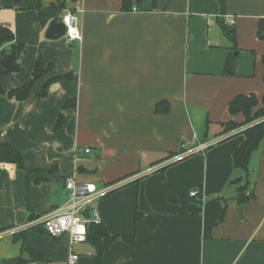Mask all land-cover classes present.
Segmentation results:
<instances>
[{
  "label": "crops",
  "instance_id": "0c3cea01",
  "mask_svg": "<svg viewBox=\"0 0 264 264\" xmlns=\"http://www.w3.org/2000/svg\"><path fill=\"white\" fill-rule=\"evenodd\" d=\"M121 1L40 0L43 9L63 2L60 17H77L81 41L67 43L44 37L49 21L41 25L38 0H0V26L25 48L15 61L19 70L2 77V87L28 82L39 59L51 66L26 100L0 97L2 139L24 164V170L0 165V234L13 231L0 237V264L28 259L22 249L42 258L28 264H264V136L248 168L246 194L253 199L239 205L245 177L233 168L232 154L244 128L221 135L219 126L244 121L228 113L237 95L252 94L260 106L264 41L256 27L264 0H225L223 15L216 0L154 6L142 0L129 13L121 12ZM220 18L233 26L236 49ZM229 56L232 76L223 75ZM63 76L69 78L40 96L48 81ZM69 101L74 106L65 108ZM157 104L168 112L156 113ZM170 153L178 161L151 166ZM73 176L114 187L97 202L101 224L117 237L102 240L100 254L88 242L71 246L66 235L51 238L41 227L14 231L64 204V183ZM194 190L198 215L191 213Z\"/></svg>",
  "mask_w": 264,
  "mask_h": 264
},
{
  "label": "trees",
  "instance_id": "16d2710c",
  "mask_svg": "<svg viewBox=\"0 0 264 264\" xmlns=\"http://www.w3.org/2000/svg\"><path fill=\"white\" fill-rule=\"evenodd\" d=\"M15 3H20L22 0H14ZM40 0H38V19L42 26H45L46 23L50 20L60 21L61 13L64 11V3H59L58 5H51L47 9H43L40 6ZM156 0H152L153 6L155 5ZM219 6L220 14L223 15L225 13V0H216ZM142 0H122L121 1V12L129 13L132 11H139L141 9ZM218 26L223 34V36L232 44L233 48L235 47V35L234 29L232 25H228L224 22L223 19L217 20ZM256 37L260 41H264V17L259 19L256 27ZM5 46H9V53L16 52L17 58H19L22 54L25 53V48L22 45H18L14 43V34L13 32L4 26H0V59L6 55ZM261 63L263 67V84H264V54L261 57ZM16 64V63H15ZM51 69V66L48 65L46 68H43L42 60L39 59L34 63L31 79L23 84L22 86L6 91L0 81V97H7L10 100H14L17 102H21L26 100L30 94L33 87V84L41 78L45 73H47ZM235 69V61L232 56H229L226 60L223 68V75L232 76L234 75ZM19 66L16 64V69L13 71H18ZM12 73V72H11ZM5 71L0 66V80L4 76H8L11 74ZM69 78L68 76L53 78L48 81L42 90L40 96H45L46 89L52 82L58 80H64ZM74 106V101H69L65 108ZM160 104L156 105L155 112L156 113H166L168 112V106L166 109L160 110ZM228 113L230 115L242 114L244 117V121L240 124L235 122H227L224 124H220L221 132L220 134H225L232 130H236L238 128H244L242 130V134L244 136V140L241 144L235 149L232 154V165L235 170H240L244 173L245 180L243 185L238 189V195L236 197L237 203L239 205H243L249 200L253 199V194L248 193L246 191L250 185L248 178V168L251 157L253 153H255L262 142L264 136V93L260 100V106H258V101L256 97L252 94L249 95H237L234 97L228 104ZM61 122V117H60ZM209 125V123L207 124ZM177 153H170L164 159L157 161L151 166H155L163 162L164 160H168L175 156ZM173 164V163H171ZM0 165H10L16 169L24 170L23 158L22 154L16 150L8 141L2 139V131L0 129ZM195 202L191 206V213L193 215L200 214L201 207L200 202L197 198H194ZM139 218V214L135 215V221ZM43 232L47 235V233L43 230ZM22 233V232H20ZM117 237H110L102 224L99 225H89L87 228V240L89 244H91L97 251L98 254L101 253V241L102 240H111L113 241ZM122 238L128 242H132V236H122ZM22 254L27 253L28 259L23 256H19L16 259H10L3 261L2 264H28L31 261H41L42 258L38 253L30 251L28 249H22Z\"/></svg>",
  "mask_w": 264,
  "mask_h": 264
},
{
  "label": "built area",
  "instance_id": "2783aa9c",
  "mask_svg": "<svg viewBox=\"0 0 264 264\" xmlns=\"http://www.w3.org/2000/svg\"><path fill=\"white\" fill-rule=\"evenodd\" d=\"M65 27L64 39L67 43L81 41V34L77 28V17L74 13L67 12L60 20ZM233 22H230L232 24ZM89 153V149L84 150ZM180 156V155H179ZM170 163L178 161L172 157ZM150 172L147 171V173ZM64 188L68 194L67 200L60 207L52 209L36 219L26 222L15 232L25 231L34 227H41L49 237L58 238L66 235L71 246L80 245L87 240V228L89 225L101 224L100 212L97 202L104 198L114 188L112 186L97 187L93 183H82L76 178L70 177L65 180ZM199 191L194 190L190 197L196 198ZM13 231L0 234V237L12 234ZM77 255L70 256V262H75Z\"/></svg>",
  "mask_w": 264,
  "mask_h": 264
},
{
  "label": "water",
  "instance_id": "95a60500",
  "mask_svg": "<svg viewBox=\"0 0 264 264\" xmlns=\"http://www.w3.org/2000/svg\"><path fill=\"white\" fill-rule=\"evenodd\" d=\"M65 35V27L61 21L51 20L48 22L44 37L48 40H59ZM17 59V53L12 52L4 55L0 59V66L7 72L11 73L16 69L15 61ZM240 178L232 181V184H237L240 182ZM239 214H241V209H238Z\"/></svg>",
  "mask_w": 264,
  "mask_h": 264
}]
</instances>
